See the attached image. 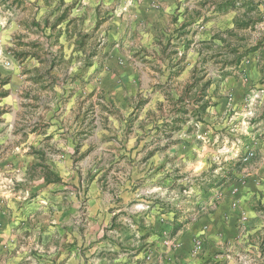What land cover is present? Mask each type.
<instances>
[{
	"label": "rangeland",
	"instance_id": "1",
	"mask_svg": "<svg viewBox=\"0 0 264 264\" xmlns=\"http://www.w3.org/2000/svg\"><path fill=\"white\" fill-rule=\"evenodd\" d=\"M93 1L98 5L89 8L101 13L96 25H83V17L79 25L59 29L56 24L66 15L88 7L85 0H1L8 14L0 13V33L7 18L19 35L0 65H16L21 74L12 83L0 78V213L7 217L0 233L8 237L0 260L196 262L212 242L208 225L199 223L213 215L224 191L236 200L249 170L263 164L264 0H251V7L249 0H235L220 17L213 16L216 0H175L174 25H192L202 12L199 25L227 23L233 15L235 20L204 39L195 28L188 45L161 47L160 57L147 54L148 72L139 81L144 91L131 105L129 97L123 94L118 101L106 92L107 81H99L105 56L100 24L108 11L120 5L127 11L134 1ZM150 2L149 9H160V1ZM187 50L198 58L181 80L172 59ZM161 57L165 62L158 63ZM88 63L94 72L87 78ZM248 63L257 68L255 82L240 71ZM197 79L198 88L210 84L207 108L195 118L189 110L193 100L186 97L184 106L176 101ZM227 80L242 88L235 101ZM181 106L189 110V120L172 130ZM257 203L250 210L264 215ZM247 244L249 264H264V235L249 237L242 245Z\"/></svg>",
	"mask_w": 264,
	"mask_h": 264
},
{
	"label": "crops",
	"instance_id": "2",
	"mask_svg": "<svg viewBox=\"0 0 264 264\" xmlns=\"http://www.w3.org/2000/svg\"><path fill=\"white\" fill-rule=\"evenodd\" d=\"M85 4L88 7L85 10L89 11V7L97 6L98 4L93 0H85ZM134 5L127 11H123L121 5L114 10L108 11L107 20L101 23V29L105 36L104 44V57L99 65V81H107L109 87H105L106 92L111 93L118 101H120L123 94L129 97L130 105L131 101L135 99L138 93L144 91L143 85L139 81L142 79L144 72H148L146 66L143 64L144 61L148 60L147 54H153V51L160 57V53L163 52V48L170 50L174 47L183 48L188 45L189 42L193 40V32L195 28H201L202 34L199 33V38L204 39L210 31L212 34L219 33L223 28L229 29L233 25L235 20L234 15L227 18L229 20L227 23L224 21H218L213 23H207L206 25H199L201 20H204V12L199 20H196L192 25H174L171 20L174 16V12L177 7L174 4L175 0H158L160 1V9L154 10L148 8L151 5V0H132ZM223 0H216L217 3ZM150 2V3H149ZM150 4V5H149ZM0 5H2L0 0ZM152 7V6H151ZM6 7L2 5L0 7L1 15H7ZM225 9V8H224ZM224 9H216L213 12L214 17H220L223 14ZM84 8L80 11H72L69 13L68 17L64 21H59L56 25L57 28L62 29L66 25H74L76 23L79 25L82 18L85 22L83 25H96L97 20H101L99 15L101 13L96 12V7L90 12L85 11ZM106 11L108 9H105ZM129 11V12H128ZM179 9L177 13H179ZM4 12L5 14H3ZM126 12V13H125ZM243 11H241L242 14ZM105 13V11L103 12ZM102 13V14H103ZM64 14V11L59 12V18ZM7 20V21H6ZM5 25H8L0 33V62L3 60L2 54L6 52L7 48L12 46V41L15 36H18L19 30H17V24L14 20H9L5 18ZM1 22V20H0ZM79 22V23H78ZM209 25H212L211 27ZM224 25V26H223ZM225 25H227L225 27ZM212 28V29H211ZM204 35V36H203ZM197 38V37H196ZM199 39V40H200ZM195 41H193L194 43ZM173 46V47H169ZM197 54L192 52H187L183 57L176 58L173 56L172 59V71L179 70L180 79L184 80L188 72L194 66ZM86 60L90 61L91 59ZM165 62V59L161 57L157 62ZM49 68L52 67V62L49 56L46 59ZM91 62V61H90ZM84 70V74L88 78L94 72V66L92 63H88ZM174 64V65H173ZM176 64V65H175ZM39 66V65H34ZM260 69V68H259ZM40 72V69H37ZM30 72V69H27ZM240 71L248 72L252 81H254L257 68L253 66V63L249 65L244 64ZM19 67L14 65L13 68H5L0 65V78H9V81L15 80L20 76ZM179 79V80H180ZM256 81V80H255ZM254 81V82H255ZM228 91L235 99L240 96V91L242 88L239 84L227 80ZM100 88V87H99ZM103 90L104 87H101ZM92 92L94 90L86 88ZM120 97V99H119ZM158 97L155 102H158ZM152 104V103H150ZM155 106L156 103L153 102ZM117 108L119 104L115 103ZM121 109V108H120ZM122 110V109H121ZM12 124V122H11ZM256 145V144H253ZM259 148V147H258ZM261 148V147H260ZM264 148V147H263ZM263 154L264 150L261 149ZM260 150V151H261ZM258 155V154H257ZM263 164H260L257 169L249 170L247 176L249 177L247 181L238 190V198L235 200L233 197L229 196V191H224L220 198V202L214 207L213 215L209 219H204L200 222V227H207V237L212 240V242L204 248L203 253L196 260V262H191L190 264H249V244L242 245L243 243L249 242V237L253 238V235H264V215L255 213L252 209L255 202L260 204L264 208V181L257 178H264V156ZM260 181H262L260 183ZM260 195L262 196L261 200ZM236 202L237 206L232 208V203ZM6 215L0 213V223H4L6 220ZM207 223V224H206ZM8 237L6 234L0 233V254L6 247ZM215 240V241H214ZM215 243V244H214ZM214 244V245H213ZM9 245V244H8ZM7 245V246H8ZM206 259V260H203ZM211 259V260H210ZM208 260V261H207ZM210 260V261H209ZM0 264H11L7 261H1Z\"/></svg>",
	"mask_w": 264,
	"mask_h": 264
},
{
	"label": "trees",
	"instance_id": "3",
	"mask_svg": "<svg viewBox=\"0 0 264 264\" xmlns=\"http://www.w3.org/2000/svg\"><path fill=\"white\" fill-rule=\"evenodd\" d=\"M234 1L235 0H223V1H221V3L217 4V8L218 9H224V8L233 7L235 5ZM252 3L253 2H251V0H249V3L247 5H249V7H251ZM241 26H243V25H241ZM244 26H246V25H244ZM240 60H241V57L240 58L238 57L237 61L239 62ZM237 61H236V63H238ZM199 82H200V79H197V80L187 84L185 86L183 95L176 101V103L178 102V103L182 104V106H184L183 104H185V102H186V100H185L186 97H189V100H193V104H192V106L190 105L189 110L192 112L193 116H196L195 118H197L201 112L202 113L205 112V110L207 108V104H208V101L205 100L204 96H205V90H206V88L209 87L210 81H207L204 85H202L201 87L198 88ZM192 90L194 91L195 94L193 96H190L191 95L190 93L193 92ZM188 94H190V95H188ZM187 102H190V101H187ZM195 105L198 106V109L195 108ZM182 108L183 109L176 111V117L173 118V121H172V126H173L172 130H177L179 128L180 124H183L189 120V117H187V113L189 112V110L185 107H182Z\"/></svg>",
	"mask_w": 264,
	"mask_h": 264
},
{
	"label": "built area",
	"instance_id": "4",
	"mask_svg": "<svg viewBox=\"0 0 264 264\" xmlns=\"http://www.w3.org/2000/svg\"><path fill=\"white\" fill-rule=\"evenodd\" d=\"M252 156V153H249V157H251Z\"/></svg>",
	"mask_w": 264,
	"mask_h": 264
}]
</instances>
